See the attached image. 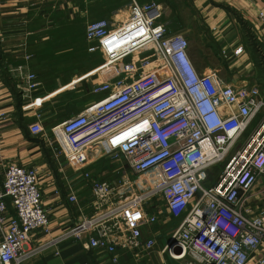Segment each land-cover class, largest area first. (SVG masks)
Here are the masks:
<instances>
[{
	"label": "built area",
	"instance_id": "built-area-1",
	"mask_svg": "<svg viewBox=\"0 0 264 264\" xmlns=\"http://www.w3.org/2000/svg\"><path fill=\"white\" fill-rule=\"evenodd\" d=\"M171 18L156 0H130L87 22L88 51L104 59L96 70L109 74L92 91L104 95L52 129L55 150L69 164L84 168L110 158L138 176H151L154 186L132 197L127 178L115 183L101 170L90 186L93 214L65 235L35 245L34 234L47 232L50 221L39 173L7 165L0 181V264H25L52 244L83 234L88 250L122 264V251L154 248L155 240L143 239V231L159 221L158 213L145 208L157 194L174 221L172 240L162 250L171 259L247 264L250 251L263 243L264 211L252 216L247 199L264 180V88L228 84L212 67L202 75L190 41ZM25 79L29 92L41 84L33 71ZM30 129L44 132L39 121ZM69 200L78 202V194L73 191Z\"/></svg>",
	"mask_w": 264,
	"mask_h": 264
},
{
	"label": "crops",
	"instance_id": "crops-1",
	"mask_svg": "<svg viewBox=\"0 0 264 264\" xmlns=\"http://www.w3.org/2000/svg\"><path fill=\"white\" fill-rule=\"evenodd\" d=\"M129 1L0 0V181L9 164L34 168L39 173L42 203L50 221L47 232L34 234L35 245L65 235L93 214L91 182L105 167L109 171L106 177L115 183L127 178L129 196L154 186L151 176H138L110 158L91 160L84 168L69 164L55 150L58 141L52 132L104 95L92 91L94 83L106 78L96 70L104 62L100 61L102 56L88 51L85 29L89 16H110ZM188 1L205 30L194 47L197 51H189L196 69L206 75L212 67L228 84L264 88V21L260 19L264 0ZM172 15L170 12L173 27H184ZM20 66L23 69L19 71ZM28 71L35 72L41 82L32 92L26 85ZM37 121L44 128L39 135L30 129ZM86 172L91 173L90 179L84 177ZM73 191L78 202L69 200ZM145 208L159 214V221L143 231V239H154L155 246L142 253L122 251V264H185L162 252L172 240L174 222L162 196L155 195ZM247 208L252 216L264 211V180L251 192ZM87 241V234L65 239L25 264H113L108 254L88 250ZM263 257L264 241L250 251L247 264H260Z\"/></svg>",
	"mask_w": 264,
	"mask_h": 264
},
{
	"label": "rangeland",
	"instance_id": "rangeland-1",
	"mask_svg": "<svg viewBox=\"0 0 264 264\" xmlns=\"http://www.w3.org/2000/svg\"><path fill=\"white\" fill-rule=\"evenodd\" d=\"M157 2L163 4L165 7H168V12L170 11L174 16H176L179 21L182 22L184 27H180L179 31L184 32L190 41L191 45V51H197L195 50V45L197 42L200 40V37H204L205 35V30L203 28V25L201 21L198 19L197 15L194 13L193 9L191 8V5L188 0H156ZM104 13L100 14H93L89 16L88 22L96 19H100L104 17ZM172 15V16H173ZM106 16V15H105ZM176 28V27H175ZM205 42L210 41L205 38ZM255 46H258L254 42ZM143 56H151L154 57L155 55L153 53H146L143 54ZM101 62L104 61L102 57ZM101 77L107 78L108 71L102 70L101 72ZM223 169V164L216 166L212 172H211V180L208 182V184L212 183V181L215 180V178L218 176V174L222 171ZM110 170V169H109ZM109 171L107 170V167H105L104 173ZM110 179V178H108ZM112 182H114L112 179H110Z\"/></svg>",
	"mask_w": 264,
	"mask_h": 264
},
{
	"label": "water",
	"instance_id": "water-1",
	"mask_svg": "<svg viewBox=\"0 0 264 264\" xmlns=\"http://www.w3.org/2000/svg\"><path fill=\"white\" fill-rule=\"evenodd\" d=\"M177 252H178V253H181V252H182V250H181L180 248H178V249H177Z\"/></svg>",
	"mask_w": 264,
	"mask_h": 264
}]
</instances>
